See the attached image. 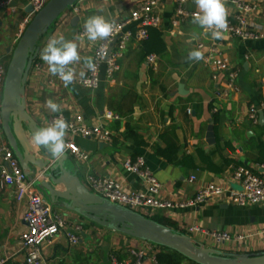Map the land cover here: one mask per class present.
I'll return each mask as SVG.
<instances>
[{
	"label": "crops",
	"instance_id": "obj_1",
	"mask_svg": "<svg viewBox=\"0 0 264 264\" xmlns=\"http://www.w3.org/2000/svg\"><path fill=\"white\" fill-rule=\"evenodd\" d=\"M146 1L79 0L75 5L78 12L72 8L62 15L40 40V47L42 50L50 37L61 35L78 44L82 60L72 66L77 73L75 83L65 88L57 76L49 73L47 64L39 56L28 80V111L39 127H45L61 114L51 113L45 107L46 100L53 99L61 106L67 120L82 115L89 126L111 130L110 142L71 132L65 138L73 140L89 155L87 161L71 157L76 163L78 178L94 194L100 195L95 181L105 178L115 180L126 192L146 190L147 184L124 166L125 160L135 161L138 157L144 158L145 166L160 182V197L173 202L194 198L198 190L208 184L238 190L241 187L230 179L233 168L245 166L255 173L264 170V38L242 41L224 34L222 39L214 40L210 33L204 34L193 24L192 18L179 21L177 25L173 23L177 0H158L161 24L157 28L164 34L167 51L162 56L156 55L157 65L148 64L141 40L133 37L113 81L104 77L95 90L78 82L79 72L87 73L83 57H93L101 42H89L80 36L85 20L100 14L118 21ZM225 5L228 17L234 16V6L226 2ZM13 7L15 11L0 9V63L6 67L11 59L9 50L22 35L20 24L29 15L28 0H15ZM186 8L197 11L194 0H189ZM248 21L252 29L264 34V0L257 2ZM213 43L220 45L222 55L229 60L231 68L238 71L237 90L229 92L227 97H219V93L227 90L228 73L216 72L204 60L187 59L193 49L205 55ZM108 112L119 119H107ZM4 145L10 147L0 116V147ZM31 145L37 159H43L39 146L32 142ZM173 146L177 153L171 157L162 155L163 150ZM3 164L0 155V167ZM35 168L29 164L30 172ZM193 176L196 179L191 181ZM39 180L48 182L44 176ZM37 189L42 194L39 187ZM43 197L52 207L48 198ZM53 209L63 216L67 231L75 233L79 242L73 245L66 231H62L43 244L41 264H113L112 258L136 262L137 257L131 255L133 245L138 251L147 247L144 264H156L154 259L159 250L156 246L106 230L65 208ZM27 210V199L18 202L14 188L0 184L2 264H27L26 252L21 247V236L27 230ZM137 211L163 219L170 227L224 252L264 251V205L240 207L227 198L216 197L193 208ZM213 232H228L233 240L218 243L211 236ZM239 236L244 239L237 240Z\"/></svg>",
	"mask_w": 264,
	"mask_h": 264
},
{
	"label": "built area",
	"instance_id": "obj_2",
	"mask_svg": "<svg viewBox=\"0 0 264 264\" xmlns=\"http://www.w3.org/2000/svg\"><path fill=\"white\" fill-rule=\"evenodd\" d=\"M50 0H28L32 12L24 17L20 24L21 32L26 29L33 17L40 12ZM189 0H177V7L173 23L178 24L193 18L197 11H189L186 8ZM261 0H225L235 8L234 16L228 17V29L225 35L239 38L242 41H254L264 38V34L258 33L249 25V16L257 8V2ZM15 0H0V9H10L15 11L13 7ZM158 0H148L134 8L131 13L118 21H115L116 28L106 41H101L96 47L93 57L97 63L95 72L87 71L86 79L79 78L78 82L88 89L95 90L100 87L104 81V77L108 81H113L116 74L120 71V60L124 57L125 51L130 40L136 37L138 40H144L147 37L148 27H159L161 17L158 15ZM73 10L78 12V7L74 6ZM82 29L80 36H83ZM210 33V32H209ZM201 48L203 46H200ZM216 72L228 73L227 90L219 93V97H227L229 92L236 91L235 85L238 78V71L231 68L229 60L226 59L221 52L220 45L213 43L207 50L203 59ZM147 62L150 65H157V56L149 55ZM7 67L0 63V106L2 103V93L6 78ZM104 76H103V75ZM58 77V76H57ZM59 79V77H58ZM264 109V108H263ZM60 115V114H59ZM63 115V114H62ZM58 116V115H57ZM52 118L51 122L57 117ZM65 118V116L63 115ZM107 119H119L117 115L110 112L106 113ZM255 118V115H252ZM66 119V118H65ZM67 120V119H66ZM70 128L68 132L73 135L84 138H94L102 142H110L112 140V132L104 126H89L82 115H77L73 120H67ZM68 148L66 152L77 160L87 161L89 155L82 150L73 140L66 141ZM0 155L4 160V164L0 167V184L1 187H13L15 190L16 200L22 202L27 199L28 210L25 217L27 230L21 236V247L26 252L27 264H41L42 246L45 242L53 240L62 231H66V235L73 245H77L79 237L70 231H67V223L63 216L57 214L45 200L43 195L38 191L35 180H29L16 155L9 146L0 147ZM126 170L132 174L138 175L146 184L147 189L143 191L126 192L122 186L113 179H99L95 181V187L100 195L126 207L135 210H172L185 209L199 206L209 199L223 197L229 199V202L240 207L249 205H264V170L261 173H255L252 169L245 166L233 168L230 173L232 182L238 184L241 188L236 190L225 188L216 184H208L198 190L196 196L183 202H173L160 197L161 184L154 174L145 166L143 157H138L135 161L127 159L124 162ZM196 179L195 176L191 181ZM78 228V226H77ZM213 239L218 243L233 240L232 235L228 232H213ZM243 236H239L237 240H243ZM147 243V242H146ZM148 245L153 246L150 243ZM155 246V245H154ZM132 254L137 257L136 262L117 261L113 264H144L143 258L148 253L147 247L138 251L136 246H132ZM154 263L157 264L156 259ZM4 261H0L2 264Z\"/></svg>",
	"mask_w": 264,
	"mask_h": 264
},
{
	"label": "water",
	"instance_id": "obj_3",
	"mask_svg": "<svg viewBox=\"0 0 264 264\" xmlns=\"http://www.w3.org/2000/svg\"><path fill=\"white\" fill-rule=\"evenodd\" d=\"M78 2L50 0L33 17L16 46L9 50L11 59L7 66L0 116L4 134L28 179L35 180L53 208H65L106 230L175 251L196 264H264V251L232 253L209 247L135 209L90 192L78 178L76 163L67 152L60 161H54L50 153L39 146L44 158L37 159L30 140L40 127L28 111V80L40 56V40ZM28 12H32L31 6ZM262 115L264 117V113ZM29 164L36 167L34 172L28 169ZM38 169L40 172L37 173ZM42 176L48 182L39 180ZM58 186L63 188L58 189Z\"/></svg>",
	"mask_w": 264,
	"mask_h": 264
},
{
	"label": "clouds",
	"instance_id": "obj_4",
	"mask_svg": "<svg viewBox=\"0 0 264 264\" xmlns=\"http://www.w3.org/2000/svg\"><path fill=\"white\" fill-rule=\"evenodd\" d=\"M197 12L193 15L192 23L203 30L204 34L210 32L211 38L220 40L228 29V10L225 0H194ZM115 21L106 19L103 15L89 16L84 22L83 36L89 42L106 41L116 28ZM196 34L193 33V38ZM80 39V37H76ZM78 44L73 40H67L63 35L50 37L47 44L40 52V59L47 64L48 71L53 76H58L65 88L73 85L76 80V70L73 65L80 63L82 57L78 50ZM187 59L199 62L204 59V53L198 49L189 51ZM83 68L89 72H95L97 63L94 57H83ZM79 77L86 79L84 70L79 72ZM45 107L51 113H61L45 127L36 129L31 142L43 147L54 161H60L66 153L68 144L66 136L70 125L62 115L61 106L53 99L45 102Z\"/></svg>",
	"mask_w": 264,
	"mask_h": 264
},
{
	"label": "trees",
	"instance_id": "obj_5",
	"mask_svg": "<svg viewBox=\"0 0 264 264\" xmlns=\"http://www.w3.org/2000/svg\"><path fill=\"white\" fill-rule=\"evenodd\" d=\"M141 45H142L144 57H148L149 55H153V54L162 56L167 51V45L164 40V34L160 29L156 27L147 28V37L144 40H141ZM161 153L166 157H171L175 153H177V148L173 146L166 150H163ZM156 220L170 226L163 219L156 218ZM158 249L159 250L156 256V260L158 264H186V263L196 264L186 259L184 256H181L175 251L168 250L167 248H162V247H159Z\"/></svg>",
	"mask_w": 264,
	"mask_h": 264
},
{
	"label": "rangeland",
	"instance_id": "obj_6",
	"mask_svg": "<svg viewBox=\"0 0 264 264\" xmlns=\"http://www.w3.org/2000/svg\"><path fill=\"white\" fill-rule=\"evenodd\" d=\"M54 26V25H53ZM53 26L50 28L51 30H52V28H53ZM51 30H49V31H51ZM49 33V32H48ZM156 219V218H155ZM130 239H132V238H130ZM133 240H135V239H133ZM131 255H133L132 254V251H131ZM134 256V255H133ZM114 260H116L115 258H112V262L114 261ZM118 261V260H117ZM187 264V263H186Z\"/></svg>",
	"mask_w": 264,
	"mask_h": 264
},
{
	"label": "bare ground",
	"instance_id": "obj_7",
	"mask_svg": "<svg viewBox=\"0 0 264 264\" xmlns=\"http://www.w3.org/2000/svg\"><path fill=\"white\" fill-rule=\"evenodd\" d=\"M157 248H159V246H156Z\"/></svg>",
	"mask_w": 264,
	"mask_h": 264
}]
</instances>
